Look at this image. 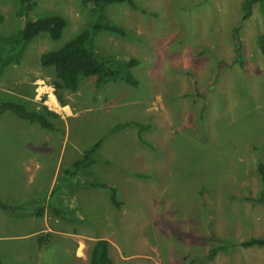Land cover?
I'll list each match as a JSON object with an SVG mask.
<instances>
[{
	"label": "rangeland",
	"instance_id": "rangeland-1",
	"mask_svg": "<svg viewBox=\"0 0 264 264\" xmlns=\"http://www.w3.org/2000/svg\"><path fill=\"white\" fill-rule=\"evenodd\" d=\"M133 1L138 9L124 3L107 5L102 12L125 30L126 37L101 31L93 35L89 47L99 59H137L139 65L131 72L139 84L99 103L100 89H95L92 78H81L74 92L57 89L55 70L40 63L41 55L60 49L89 27L95 17L92 7L84 0H32L33 17L61 16L67 27L58 41L41 34L15 51L24 56L0 69V104L20 101L35 112L44 113V108L60 112L49 119L57 130L48 131L9 113L0 115V154L12 150L18 133L65 136L67 173L70 160L80 159L118 124L148 126L143 132L150 143L143 139L142 145L156 156L154 165L145 173L127 170L118 174L120 182L109 184L97 173L102 161L96 157V168L69 179L79 184L80 192L95 196L82 200L83 210L70 201L58 207L66 229L107 240L113 264H264L263 246H235L213 259L204 258L218 246L209 232L235 245L264 238V205L254 201L263 191L258 167L264 165L261 3H253L244 20L246 0ZM20 8L18 0H0V36L18 34ZM236 29L242 40L241 64L232 39ZM63 105L73 114L61 118ZM127 128L128 136L114 139L126 147L122 155L138 132L135 125ZM46 142L37 141L40 147ZM94 181L114 186L120 206L111 201L109 189L91 187ZM4 193L0 189L3 202ZM8 219H0V241H7L0 242V261L29 264L26 259L43 246L38 238L23 240L27 227L13 226L26 221ZM84 241L88 249L94 246L89 239ZM48 242L49 254L58 257L49 264H91L90 255L75 256L77 239L48 236ZM14 249L22 254L12 253Z\"/></svg>",
	"mask_w": 264,
	"mask_h": 264
},
{
	"label": "crops",
	"instance_id": "crops-1",
	"mask_svg": "<svg viewBox=\"0 0 264 264\" xmlns=\"http://www.w3.org/2000/svg\"><path fill=\"white\" fill-rule=\"evenodd\" d=\"M116 84L119 85L117 88H110V86ZM129 89H132V86L124 81L123 83L120 81L109 82L96 92H100L97 99L99 103H104L109 97H113L112 95L114 93L116 94L121 90L126 93L130 91ZM108 92H111V95H109ZM48 101L50 102V100ZM16 103L23 104L28 108L26 103L20 101H16ZM66 108H68L67 105L60 107V109L63 110L61 118H65V115L70 116L73 114L70 107L68 108L69 112ZM53 110L56 111V109ZM55 113L57 114L60 112ZM127 130L128 128L126 127L119 132L109 133L98 142L99 147L96 152V157L102 161V165L98 171H96L97 173L99 172L104 175L106 181L108 183L110 182L109 184L114 183V181L120 182V178L122 179V177L118 174L128 172L127 170L143 171L145 173V169H149L153 164L152 156L156 157L154 153L144 148L145 146L142 145V142L138 139L137 133L134 134V139H132L129 144L126 154H120L121 152H124L126 147L116 145L118 140L116 141L114 139H116L117 135H121L122 137L126 136ZM141 136L142 139L150 143V140L145 136V132H143ZM39 140L47 141L46 144L43 145L44 147H40V143H37ZM12 141H14L12 144V150L3 155L0 154V189L5 191L2 196V199H4L5 202L0 201L13 207L20 206L21 209H25V211H5L0 208V219L5 220L9 218L10 220L14 219V221H26V223L22 225H13L16 227H27L28 231L23 234L24 241L29 239L37 240V238L39 239L40 237L43 239V247L37 250L36 255L31 258L28 257L27 259V255L25 257H17V261L26 259V263L29 264H49L57 261L58 257L49 254L48 249H50V242H48V236H51V238L55 237V239H77L75 256L80 259H87L88 255L91 256L94 246L92 247L89 245L90 248L88 249V244L84 240L89 239L90 242H94L95 244L96 239L87 238V234L82 233L81 229L80 233L71 229H66V226L64 225L65 220L61 217L63 213L61 214L62 211L58 208L67 201H70L74 207L77 205L83 210L84 207L81 204L82 200H89L91 199V196H95L94 192L92 193L89 191L87 194L80 192L81 188L78 187L79 184L67 180V173L64 171L67 151L64 148L66 142L65 136L41 132L30 134L18 133L13 136ZM59 144L61 146L59 149L52 148L53 145H57L58 147ZM112 146L116 151L112 149ZM33 147L36 148L29 149ZM125 158L130 160L125 162L122 161ZM75 161L76 160H70L68 165H73ZM160 164L161 163H159V165ZM94 167L96 168L95 165ZM114 174L119 179H114ZM159 174L161 175V173ZM8 178L10 179L9 181ZM50 203L53 204V207L49 206ZM25 204H28V206H24ZM35 206L36 208L38 206L40 207L35 210L33 209ZM53 208L59 211L60 214L57 211L56 213ZM72 210L75 211L74 208ZM6 213H14V215L10 216V214ZM21 249L26 253L23 248ZM12 251V253L17 251V254H22V251L19 249H14Z\"/></svg>",
	"mask_w": 264,
	"mask_h": 264
},
{
	"label": "trees",
	"instance_id": "trees-1",
	"mask_svg": "<svg viewBox=\"0 0 264 264\" xmlns=\"http://www.w3.org/2000/svg\"><path fill=\"white\" fill-rule=\"evenodd\" d=\"M20 9L17 16L20 18L22 25L17 35L13 38L0 36V69L11 63H17L20 61L23 52L19 54L15 53L18 48L24 49V47L34 41L41 34H47L51 40L58 41L62 38L63 32L67 27L66 20L61 16H51L46 18H35L32 15L33 4L32 0H18ZM261 3V8L264 10V0H246L245 10L246 15L244 20L251 15L250 7L254 3ZM127 3L134 9H138L133 0H84V4L91 6L95 13V17L92 20L89 27L80 33L77 37L65 43L60 49L44 53L40 57V63L44 67H51L55 70V77L59 80L55 84L57 89H65L68 91H76L79 88L81 78H92L94 80L95 89H101L106 83L124 81L132 87H137L139 82L133 76L131 69L139 65V61L134 58L120 59L111 58L107 60L99 59L93 50L89 47V42L95 33L106 31L115 33L120 36L126 37L125 30L106 19L102 12L107 5L112 4H124ZM233 42L236 60L242 63V40L240 39L239 29L233 32ZM61 100V97L58 96ZM205 106H203V109ZM12 114L18 119L28 121L30 123H37L43 129L49 131H56L57 129L49 120L57 118L58 114L49 111L44 108V113L32 111L25 107L23 104L5 101L0 104V115ZM135 125L138 129V139L145 143L141 134L149 127L143 124L123 123L114 127L111 133H116L128 126ZM99 143L95 144L91 149L84 152L82 157L76 160L69 172H67V180L77 177L78 173L86 172L89 168L96 164V152L98 150ZM258 171L261 176L263 191H264V165L259 164ZM139 176V175H138ZM93 188L109 189L112 192L111 201L116 207L120 206L117 200L116 189L114 186L101 182H90ZM258 195L254 201L255 203L264 205V192ZM203 202L205 201V195L200 192ZM53 202V201H50ZM53 207V204H49ZM0 208L5 211H16L15 207L6 205L0 201ZM55 210V208H53ZM57 210H55L56 212ZM59 214L60 212L57 211ZM56 212V213H57ZM40 214V213H39ZM38 214V215H39ZM62 214V212H61ZM209 238L218 242V246L209 250L205 259H213L219 252H226L231 247L239 246L243 248H250L253 246H263L264 238H251L247 241H243L237 245L228 241H224L214 233L209 232ZM39 243H43V239L40 237ZM110 243L107 240L99 239L95 242L91 253V264H113V261L109 255ZM0 264H3L0 261Z\"/></svg>",
	"mask_w": 264,
	"mask_h": 264
}]
</instances>
